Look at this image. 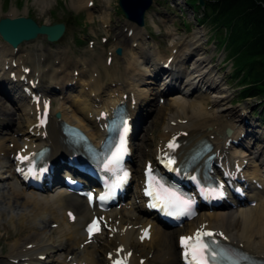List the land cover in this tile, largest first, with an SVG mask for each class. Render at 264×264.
I'll list each match as a JSON object with an SVG mask.
<instances>
[{"label":"bare ground","instance_id":"bare-ground-1","mask_svg":"<svg viewBox=\"0 0 264 264\" xmlns=\"http://www.w3.org/2000/svg\"><path fill=\"white\" fill-rule=\"evenodd\" d=\"M96 1L103 4L106 23L112 0H70V8L76 12L86 8L90 12L88 8H94ZM34 2L45 10L51 0ZM143 31L145 28L136 29L131 45L137 48L135 55L128 56L123 48L121 66L115 60L107 64L98 57L89 69L88 81L79 79L81 88L77 95L58 90L57 100L52 99L54 90H35L27 85L30 90L25 93L19 80L21 61L14 60L13 67L16 53L11 49L7 50L8 54L0 50V86L6 87V93L11 91L10 97L15 99L16 109L22 116L20 123L13 127L14 112L0 105V210L3 212H0V241L5 242L1 249L6 252L0 264H182L177 241L173 243L174 233L161 230L153 222L143 205L136 203L137 193L120 209L104 214L107 225L88 239L83 230L91 220V211L83 199L60 187L61 160L67 151L61 145L58 123L66 122L82 129L98 145L103 139L98 127L102 117L125 103L135 134L144 121L142 104L151 95L149 90H154L147 86L156 82L159 97L167 94L168 98L165 106L157 111L154 126L148 129V144L154 147V157L147 162L159 157L172 159L177 165L191 148L206 140L213 147L211 153L216 155L214 173L225 176L229 172L228 179L240 183L247 191L249 202H255L254 206L247 200L236 208L223 206L220 210L203 211L186 224V235L195 237L198 232H211L226 245L264 261V146H255L259 139L252 125L246 124L245 118L235 110L228 109V92L210 58L199 50L201 33L195 32L186 40L175 41L172 37L168 46L170 53L164 59L157 45L154 49L146 44ZM173 35L176 37V33ZM37 49H41L40 45ZM5 62L8 71L3 70ZM57 71L54 68L51 77H58ZM11 72L17 80L8 77ZM82 73L77 72L78 76ZM42 75L43 69L38 64L27 81L39 80ZM33 97L38 101H33ZM46 103L49 110L44 115ZM39 113L47 118L44 128L38 127ZM56 113L59 119L54 117ZM237 117L240 118L236 120ZM226 129L231 133L226 134ZM170 144L174 146L169 147ZM42 146L49 149L43 164L47 169L53 168V174L47 175L50 186L43 187L45 195L21 190V184L11 182L16 179L12 171L17 168L15 157L31 156ZM136 151L140 159L149 155V151L141 152L140 148L133 149L134 155ZM129 166L132 172L138 173L133 161ZM145 229L146 237L142 239Z\"/></svg>","mask_w":264,"mask_h":264},{"label":"rangeland","instance_id":"rangeland-1","mask_svg":"<svg viewBox=\"0 0 264 264\" xmlns=\"http://www.w3.org/2000/svg\"><path fill=\"white\" fill-rule=\"evenodd\" d=\"M117 2L118 0H112L111 9L108 11L109 21L104 23L103 17L106 13L103 4L99 1L95 2L94 8H88L91 9L90 12L86 8L76 12L70 8V0H51L50 6L45 10H41L40 5L36 4L34 0H0V19L5 17H29L38 24L49 25L54 22H65L67 25L65 35L56 43L49 44L45 39H37L20 45L13 60L19 59L21 61L20 71H22V65L27 67L28 73L25 75L26 79L23 83L26 84L27 79L34 71V67L39 64V67L43 69V75L34 85L39 87L40 90H54L52 99L57 100L58 90H69L68 93L71 95H77L78 90L81 88L78 86L79 79L88 81L87 76L91 73H89V69L98 57L105 60L107 64L109 61L115 60L118 66H121L123 63L122 58L114 54L117 47L124 48L128 56L135 55L138 52L137 48L131 46L133 40H135V27L125 21ZM197 9L194 0H152V5L145 15V31L142 32L144 41L147 45H152L154 49L157 45L165 59L170 53L168 46L172 37L176 38L175 41L180 38L186 40L192 38V34L195 32L201 33L203 36L199 50L210 58L214 71L221 78L222 86L228 92V109L235 110L238 116L245 118L244 122L246 124L252 125L256 138L259 139L255 146L257 144L264 146V112H261L263 102L257 99L242 100L240 98L239 92L245 86L241 83L243 76L239 78L236 74L237 65L233 58L234 50L230 47L228 39L229 32L225 28L217 26V24L207 23L204 20L202 11ZM90 15L92 19H90ZM152 21L155 22L154 25ZM127 30L132 31L130 36L127 35ZM174 33H176V37L173 35ZM37 45H40V50L37 49ZM8 49L9 47L0 39V50L8 54ZM185 66L188 67V64ZM54 68H58L55 73L59 75L58 77H51L50 75ZM75 69L83 73L79 76H76L75 73L71 74V71ZM77 71L75 72L77 73ZM72 76H74V79L71 81ZM108 83L110 81H107ZM156 84L147 86L149 89L154 88V90H149L151 95L142 104V119L144 121L141 128L133 135L134 149L140 148L141 152H144V150L149 151V155L146 154V157L141 159L138 157L140 153L138 154L137 151L135 155L133 154L132 160L138 172L142 169L143 163L154 156V147H149L150 144H148L150 142L148 129H152L154 126L155 121L158 119L156 113L159 108L165 106L168 98L167 94L159 97ZM1 90L5 95L0 92V105L6 110L14 112V124H12L14 127L20 123L19 118H22V116L16 109L15 99L12 98V95L10 97L11 91L9 90L8 94L6 93V87L2 88L0 86ZM240 117L235 119L238 120ZM253 148H255L254 145ZM136 154L138 155L136 156ZM253 161L254 159L249 162L251 166ZM11 182L17 183L15 179H12ZM20 189L23 190L21 187ZM40 194L45 195L46 193ZM0 212L3 213L1 210ZM4 222L3 220L2 223ZM171 232L174 233L173 243L175 244L176 236L185 231L176 230ZM1 234L3 233L1 232ZM4 243L0 241V259H4L2 255L6 253L1 249L2 246L4 247Z\"/></svg>","mask_w":264,"mask_h":264},{"label":"trees","instance_id":"trees-1","mask_svg":"<svg viewBox=\"0 0 264 264\" xmlns=\"http://www.w3.org/2000/svg\"><path fill=\"white\" fill-rule=\"evenodd\" d=\"M212 24L229 32L237 56V77L244 72L240 98L264 99V0H203ZM246 72V73H245Z\"/></svg>","mask_w":264,"mask_h":264},{"label":"water","instance_id":"water-1","mask_svg":"<svg viewBox=\"0 0 264 264\" xmlns=\"http://www.w3.org/2000/svg\"><path fill=\"white\" fill-rule=\"evenodd\" d=\"M200 3L203 2L200 0ZM118 5L125 18L138 27L143 26L144 12L150 7L151 0H118ZM65 31L64 23H53L49 26H38L29 18H5L0 20V37L2 40L16 49L23 42H29L38 37H45L49 43L58 41ZM121 50H116L120 55Z\"/></svg>","mask_w":264,"mask_h":264},{"label":"snow or ice","instance_id":"snow-or-ice-1","mask_svg":"<svg viewBox=\"0 0 264 264\" xmlns=\"http://www.w3.org/2000/svg\"><path fill=\"white\" fill-rule=\"evenodd\" d=\"M173 144H170L169 147H173ZM122 148L117 149L115 153L112 155V159L109 161L110 164H116L121 159ZM19 159H27V157H18ZM171 163V162H170ZM149 176H151V170L149 169ZM164 196L161 197L159 193L156 194L157 199H162V206L165 207H176L179 203V198L175 197L174 193L168 192V190L163 189ZM147 194L149 196H153L152 191H148ZM101 200L105 199V197H100ZM155 206V205H153ZM89 232H92V227H89ZM213 233L211 232H203L197 233L196 236L193 237H182L181 245L185 248L184 258L185 260L189 259V255L192 257V261H195V264H208L207 256L213 255V250L209 248L208 244L204 242L203 237H211ZM190 242V243H189ZM190 250V251H189ZM215 257L213 256V259ZM192 261H189V264H192Z\"/></svg>","mask_w":264,"mask_h":264}]
</instances>
